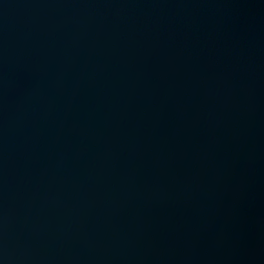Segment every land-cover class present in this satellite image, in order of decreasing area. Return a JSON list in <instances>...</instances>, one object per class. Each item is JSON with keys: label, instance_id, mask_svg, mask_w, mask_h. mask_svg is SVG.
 <instances>
[{"label": "water", "instance_id": "water-1", "mask_svg": "<svg viewBox=\"0 0 264 264\" xmlns=\"http://www.w3.org/2000/svg\"><path fill=\"white\" fill-rule=\"evenodd\" d=\"M0 264H264V0H0Z\"/></svg>", "mask_w": 264, "mask_h": 264}]
</instances>
